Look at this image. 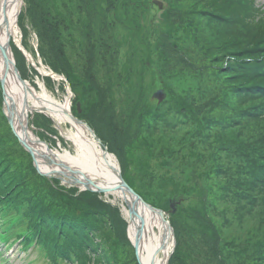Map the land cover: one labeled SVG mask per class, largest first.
Segmentation results:
<instances>
[{
	"label": "rangeland",
	"instance_id": "obj_1",
	"mask_svg": "<svg viewBox=\"0 0 264 264\" xmlns=\"http://www.w3.org/2000/svg\"><path fill=\"white\" fill-rule=\"evenodd\" d=\"M21 1L17 26L32 65L68 81L74 116L116 154L128 185L168 212L175 239L168 264H264V183L256 185L264 181V96L243 76L264 16L224 26L223 0ZM11 47L22 81L64 102V83L42 78ZM27 121L57 148L50 119L37 113ZM38 170L15 137L0 85L3 179L22 180L26 195L52 208V234L87 246L76 251L82 260L90 252L89 264H137L115 200L76 194Z\"/></svg>",
	"mask_w": 264,
	"mask_h": 264
},
{
	"label": "bare ground",
	"instance_id": "obj_2",
	"mask_svg": "<svg viewBox=\"0 0 264 264\" xmlns=\"http://www.w3.org/2000/svg\"><path fill=\"white\" fill-rule=\"evenodd\" d=\"M21 5L20 0H0V50L8 48L11 55V39L18 45V30L14 20ZM24 55L32 65L30 57L26 53ZM2 66L0 59V74ZM39 72L42 76L47 75L43 69H39ZM48 74L53 75L50 72ZM1 79L4 85V111L14 132L33 154L37 167L47 176L60 177L67 185L76 182L100 190L112 187L113 190L105 195L112 196L121 207L127 222V237L140 259L138 263L164 264L162 254L166 255L171 239L164 218L119 188L121 183L116 173L118 167L115 158L101 147L87 127L73 117L68 98L64 102H58L43 88L35 89L20 80L12 70ZM37 113L51 119L67 148L62 147L59 141L58 148L51 149L32 133L27 120L29 115Z\"/></svg>",
	"mask_w": 264,
	"mask_h": 264
},
{
	"label": "trees",
	"instance_id": "obj_3",
	"mask_svg": "<svg viewBox=\"0 0 264 264\" xmlns=\"http://www.w3.org/2000/svg\"><path fill=\"white\" fill-rule=\"evenodd\" d=\"M223 1L226 2V8L228 11L226 13V16H224L222 18V23L224 26L234 25L236 23V19L247 20L253 16H256L255 10L249 4L246 3V0H223ZM242 1H244V3H242ZM246 29H247L246 26L243 24V26L241 27V30L246 31ZM251 46H252L251 47L252 53H254V55H256V56H253L252 59L246 60V62H244L245 69H244L243 76H245L249 80L259 82V81L264 80V74L262 73V71L264 70V22L262 23L260 28H257V34L255 35L254 38H252ZM243 52H245V51H243ZM257 55H260V56H257ZM242 91H244L246 93L251 92L250 89H242ZM253 91H254V89H253ZM255 94L259 95V96H263L260 92H258L256 90H255ZM78 115H80V114H78ZM263 133H264V130H263ZM227 151L231 152L232 150L230 148H228L224 151V153ZM233 158H234V156H232L228 160H231ZM2 181H3V176H2V173H0V186L2 185ZM17 181H22V180H17ZM10 182H12V180H10L8 182L6 181V183H7L6 189H8L10 187ZM263 183H264V181H259V180L256 181V185L258 187ZM261 191L264 192V187L262 188ZM20 193H21L20 201L17 203L16 209L21 210V212L25 213L27 216L29 215L32 218L33 212L37 208L36 207L37 201H35L33 199V196L26 195L24 189H23V193L22 192H20ZM202 218H203V219H201L202 222H204L206 224H211V221H210V219H207V216H206V219H204V215H202ZM47 225L50 227L52 226L49 224V221L47 222ZM211 229H212V227H211ZM51 231H53V230H51ZM126 240L128 241L127 237H126ZM77 244H79L80 248L83 247V244L80 245V243H76V248L78 247ZM85 247L88 249L87 246H85ZM179 252H180V247H177L176 253H179ZM75 260L79 264H86L88 261V259H85V260L75 259Z\"/></svg>",
	"mask_w": 264,
	"mask_h": 264
},
{
	"label": "water",
	"instance_id": "obj_4",
	"mask_svg": "<svg viewBox=\"0 0 264 264\" xmlns=\"http://www.w3.org/2000/svg\"><path fill=\"white\" fill-rule=\"evenodd\" d=\"M154 4H157L158 7H160V3L157 2L156 0L153 1ZM1 54L2 56H0V59L2 60V67H1V74H0V82H1V85H3V81L1 79V77H4L6 75L7 72H9L10 70L14 71L18 76V71L16 70L15 66H14V62H13V58H12V55L9 51V49H4L2 48L1 50ZM20 78V76H19ZM21 80V78H20ZM154 97L160 99L161 97V94L159 92L155 93L154 94ZM77 108H78V105H77ZM9 122L11 123V121L9 120ZM12 124V123H11ZM18 138V137H17ZM20 139V138H18ZM22 146L27 150L29 151L28 149V146L26 145V143H24L23 141L21 142ZM29 153L31 154V151H29ZM117 177H118V180L119 182L121 183V185L119 186V188L122 190V191H125L127 192L135 201H138V203L140 204H144L143 201L140 199V197L123 181V179L121 178L119 172L117 171ZM76 183V182H75ZM79 184V183H78ZM83 185V184H82ZM85 188L89 189V190H95V191H99L100 189H96L94 187H91L89 185H84ZM110 190H113L112 187L110 188H106L102 191L104 192H109ZM145 205V204H144ZM148 208L152 209L151 207L148 206ZM156 211V213H158L159 215H162V213L158 210H154ZM133 212V211H132ZM129 219L132 221V218L131 216H129ZM136 258H137V261L139 262V258L138 256L136 255Z\"/></svg>",
	"mask_w": 264,
	"mask_h": 264
}]
</instances>
